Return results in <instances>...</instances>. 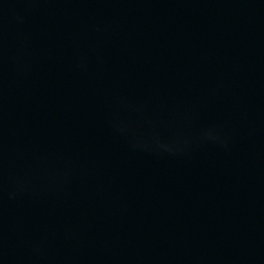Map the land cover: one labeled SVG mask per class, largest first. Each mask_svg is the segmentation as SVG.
Here are the masks:
<instances>
[{"label": "water", "instance_id": "95a60500", "mask_svg": "<svg viewBox=\"0 0 264 264\" xmlns=\"http://www.w3.org/2000/svg\"><path fill=\"white\" fill-rule=\"evenodd\" d=\"M0 264H264V0H0Z\"/></svg>", "mask_w": 264, "mask_h": 264}]
</instances>
